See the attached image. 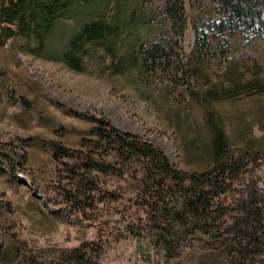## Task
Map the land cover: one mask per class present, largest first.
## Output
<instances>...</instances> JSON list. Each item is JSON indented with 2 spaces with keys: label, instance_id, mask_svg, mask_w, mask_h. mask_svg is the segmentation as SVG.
<instances>
[{
  "label": "rangeland",
  "instance_id": "1",
  "mask_svg": "<svg viewBox=\"0 0 264 264\" xmlns=\"http://www.w3.org/2000/svg\"><path fill=\"white\" fill-rule=\"evenodd\" d=\"M177 1H94L56 23L53 57L93 17L122 24L78 70L5 38L0 20V264L48 263L93 240L102 264H264V21L214 40L218 1ZM201 31L213 37L202 52ZM110 135L148 143L170 171L121 155Z\"/></svg>",
  "mask_w": 264,
  "mask_h": 264
},
{
  "label": "trees",
  "instance_id": "2",
  "mask_svg": "<svg viewBox=\"0 0 264 264\" xmlns=\"http://www.w3.org/2000/svg\"><path fill=\"white\" fill-rule=\"evenodd\" d=\"M94 1L100 0H0V20L8 23V27L3 29L5 38L23 36L31 39L33 44L26 47V50L29 52L41 56L45 54V56L60 60L69 67L78 70L81 68V59L86 52V46L102 44L104 41L107 42L109 38L118 36L122 24L110 22V19L101 15L93 17L70 34L66 41L65 49L56 57L49 54L44 40L47 33L51 31L56 23L72 20L75 15L81 18L78 11L85 10ZM217 1L222 13V17L218 19V24L222 27L219 29L220 33L216 35L214 40L221 39V35L219 34L246 25L248 22L255 24L256 21H264V0ZM173 2L174 4H178L177 0H167L168 12L176 11V9H171ZM210 37L213 38L207 32L201 31L198 33L197 42L198 44L200 43L198 45L200 52L207 48ZM152 50L153 61H162L164 58L162 56V49L156 46ZM234 83L230 87V91L232 90V92H235L237 89ZM209 94L214 95V91L211 89ZM221 135V131H216L215 129L213 142L218 167L224 166L226 162L221 156L223 146V143H220ZM109 139L116 142L121 155H145L146 158H149L150 165L155 172L168 173L170 171L168 158L161 151L151 150L148 143L135 140L134 138H131L132 140L130 141L117 135L115 140L111 135ZM147 151L148 153H146ZM229 168L226 166L223 168L219 167L218 170L224 176L229 171ZM202 174L207 176L208 172ZM218 176L219 174H216L212 178L216 179ZM194 196V199L189 203L192 208H196L202 200V192H196ZM102 254L103 245L99 241H85L79 246L63 252L50 262L43 264H102Z\"/></svg>",
  "mask_w": 264,
  "mask_h": 264
}]
</instances>
